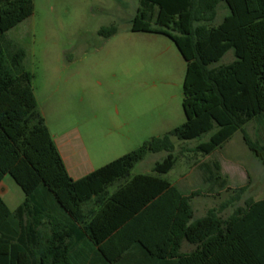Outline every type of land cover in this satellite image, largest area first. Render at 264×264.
<instances>
[{
    "label": "trees",
    "instance_id": "trees-1",
    "mask_svg": "<svg viewBox=\"0 0 264 264\" xmlns=\"http://www.w3.org/2000/svg\"><path fill=\"white\" fill-rule=\"evenodd\" d=\"M220 3L228 14L216 26ZM33 13L34 0H0V185L10 175L25 195L14 211L0 196V264H118L134 248L170 264H264V199L221 216L248 185L195 219L199 192L185 196L164 178L177 163L174 139L210 133L195 152L211 155L240 131L264 165V0H141L131 31L168 37L187 64L186 121L79 180L38 110L26 53L3 40ZM117 34L114 26L100 30L106 40ZM230 51L234 60L219 64ZM251 121L256 141L244 129ZM161 152L152 175L131 177ZM184 243L194 250L183 253Z\"/></svg>",
    "mask_w": 264,
    "mask_h": 264
},
{
    "label": "rangeland",
    "instance_id": "rangeland-1",
    "mask_svg": "<svg viewBox=\"0 0 264 264\" xmlns=\"http://www.w3.org/2000/svg\"><path fill=\"white\" fill-rule=\"evenodd\" d=\"M140 1L34 0L33 15L3 38L14 48L26 51L25 66L34 76L38 110L47 119L57 143L60 136L77 127L81 156L89 155L96 168L138 149L153 137L163 136L186 120L182 109L186 62L166 36L131 31ZM227 14L225 4L220 3L214 24L219 25ZM111 26L118 29V34L106 40L100 30ZM233 60L230 51L219 64ZM246 131L251 140H258L256 122H251ZM210 136L191 141L174 139L177 163L164 178L182 187L186 194L199 192L192 201L199 218L234 197L233 188L243 185L247 174V192L222 210L221 216L227 218L244 206L246 199H264V166L240 133L214 156L195 152ZM166 156V152L148 154L131 171V177L152 175L155 164ZM221 157L227 159L230 172L235 162L242 166V175L235 171L229 179L232 189L227 193H219L215 186L210 190L205 179L204 165ZM2 186L4 202L10 210H16L25 200L23 191L10 175L4 177Z\"/></svg>",
    "mask_w": 264,
    "mask_h": 264
},
{
    "label": "crops",
    "instance_id": "crops-1",
    "mask_svg": "<svg viewBox=\"0 0 264 264\" xmlns=\"http://www.w3.org/2000/svg\"><path fill=\"white\" fill-rule=\"evenodd\" d=\"M134 33H138V32H134ZM140 33V32H139ZM149 34V33H147ZM158 35V34H156ZM168 38V37H167ZM171 40V39H170ZM175 44V43H174ZM177 47V46H176ZM21 49V48H19ZM178 49V48H177ZM25 53L26 51L24 49H22ZM179 51V50H178ZM180 53V52H179ZM182 56V55H181ZM26 58H27V53H26ZM183 58V57H182ZM184 59V58H183ZM185 61V60H184ZM26 62V60H25ZM232 62V61H231ZM230 62V63H231ZM229 64V63H227ZM26 67V66H25ZM186 67H187V64H186ZM27 68V67H26ZM186 74V73H185ZM33 75V74H32ZM34 77V76H33ZM33 81V80H32ZM32 90H33V94L35 96V93H34V89H33V86H32ZM35 99H36V102H37V98L35 96ZM183 102V101H182ZM37 106H38V102H37ZM182 109H183V106H182ZM184 113V111H183ZM41 115L43 116L44 120H45V124L47 126V128L49 129V132L60 152V155L64 161V164L66 166V169H67V172L69 174V176L73 179V180H79V179H82L86 176H88L89 174L95 172L96 170L102 168H96V166H94V163L92 161V159L89 157L87 158H83L81 156V148L83 147H80L79 146V143L78 141L81 139V133L79 131V129L77 127H74L72 129H70L69 131H67L64 135L60 136L58 138L59 143H57V140L55 138V136L52 134L51 132V128L49 127L48 125V122H47V119L45 118L44 114L41 113ZM185 115V113H184ZM186 118V117H185ZM186 121V120H185ZM251 122H255V121H251ZM250 122V123H251ZM185 123V122H184ZM248 123L246 126H245V132L247 133L246 131V127L250 124ZM179 127V126H178ZM175 129V128H173ZM173 129L169 130L168 132L172 131ZM167 132V133H168ZM166 133V134H167ZM237 133H240L242 135V138H243V141H244V134L242 132H237ZM236 133V134H237ZM235 134V135H236ZM248 134V133H247ZM165 135V134H164ZM234 135V136H235ZM233 136V137H234ZM161 137V136H160ZM232 137V138H233ZM63 138V139H62ZM155 138V137H153ZM232 138L230 140H232ZM230 140L228 142H230ZM228 142H226L225 144H227ZM245 143V141H244ZM224 144V145H225ZM224 145L221 146V148H219L217 151H215L214 153H212L211 155H208L209 157L210 156H214L215 154H217L218 151H220L221 149H223ZM246 145V143H245ZM247 146V145H246ZM85 148V146H84ZM83 150V149H82ZM122 157V156H121ZM120 158V157H119ZM256 158V157H255ZM118 159V158H117ZM257 159V158H256ZM116 160V159H115ZM113 160V161H115ZM258 160V159H257ZM112 161V162H113ZM259 162V161H258ZM111 163V162H110ZM227 159H224V158H219L217 159L216 161L213 162V164L209 165V164H205V168H206V173H207V176L205 179L207 180V182L210 184L209 185V189L210 190H214L213 189V186H215L218 190L219 193H222V192H228L229 189H232V187H230L228 185V181L229 179L232 180L233 176H235V171H239V168H241L242 166L238 163V162H235V167H232L231 168V173L229 170H228V167H227ZM260 163V162H259ZM109 164V163H108ZM215 164H218L219 165V168H220V172L219 174H217L216 170H215ZM261 164V163H260ZM107 165V164H106ZM262 165V164H261ZM105 166V165H104ZM264 166V165H262ZM235 172V173H234ZM240 175H242L241 171H239ZM80 175V176H79ZM250 184V181H249V178L246 174V177H245V182L243 185H240V187H243V186H246L248 185L249 186ZM175 187H177L176 185H174ZM2 183L0 185V188H2ZM181 187V186H180ZM240 187H237L240 188ZM179 191L185 195V196H189L190 194H186L183 190H182V187L179 188ZM233 189H236V188H233ZM235 191V190H234ZM111 193V192H110ZM1 196V195H0ZM2 197V196H1ZM260 200H263V199H260ZM193 201V200H192ZM193 206V205H192ZM194 209V208H193ZM194 215H195V210H194ZM204 217V216H203ZM199 218H202V217H199ZM199 218H196L195 216V219H199ZM194 250V246L192 245H189L188 243H184L183 244V247H182V252L183 253H190L191 251ZM118 264H170V263H164V262H158L156 260H153L151 258H149L147 255H144L143 251L139 248H134L130 253H128V255H125L123 260L120 261Z\"/></svg>",
    "mask_w": 264,
    "mask_h": 264
}]
</instances>
